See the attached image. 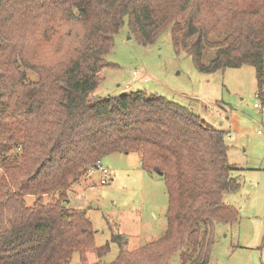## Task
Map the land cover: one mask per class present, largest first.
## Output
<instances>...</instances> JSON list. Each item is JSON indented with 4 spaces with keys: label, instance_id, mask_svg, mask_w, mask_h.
<instances>
[{
    "label": "trees",
    "instance_id": "obj_1",
    "mask_svg": "<svg viewBox=\"0 0 264 264\" xmlns=\"http://www.w3.org/2000/svg\"><path fill=\"white\" fill-rule=\"evenodd\" d=\"M126 22L145 45L170 28L200 70L251 63L264 83V0H0V264H72L75 253V264H169L179 250L182 264H208L215 222L238 220L224 200L241 186L225 130L144 89L95 93ZM114 151L161 170L169 201L162 235L136 248L111 225L119 252L106 262L87 208L63 202Z\"/></svg>",
    "mask_w": 264,
    "mask_h": 264
},
{
    "label": "rangeland",
    "instance_id": "obj_2",
    "mask_svg": "<svg viewBox=\"0 0 264 264\" xmlns=\"http://www.w3.org/2000/svg\"><path fill=\"white\" fill-rule=\"evenodd\" d=\"M214 53L213 47H206L203 62L208 63ZM106 58L111 64L100 71L97 95L144 89L188 107L208 124L225 130L228 159L241 168L232 174L241 186L226 192L224 200L239 209V218L215 222L208 264H264V83L260 88L256 66L200 70L190 53L176 47L170 28L145 45L127 22L115 35ZM101 160L113 179L101 183L97 175L84 174L70 186L69 202L63 204L87 208L95 243L110 244L101 257L110 262L119 252V244L111 239V225L124 234L128 249L156 239L167 224L169 196L164 175L145 169L140 151H114ZM52 198L47 194L44 199ZM35 199L26 196L28 204ZM97 258L95 252H87L90 263ZM78 262L80 255L75 253L72 264ZM169 264H182L180 250L172 254Z\"/></svg>",
    "mask_w": 264,
    "mask_h": 264
},
{
    "label": "built area",
    "instance_id": "obj_3",
    "mask_svg": "<svg viewBox=\"0 0 264 264\" xmlns=\"http://www.w3.org/2000/svg\"><path fill=\"white\" fill-rule=\"evenodd\" d=\"M255 106L259 107L260 105L259 103H255ZM261 110L264 113V107H262ZM85 174L87 176L97 175L101 183H107L112 178L110 168L104 165L101 159H98L92 166H90Z\"/></svg>",
    "mask_w": 264,
    "mask_h": 264
},
{
    "label": "water",
    "instance_id": "obj_4",
    "mask_svg": "<svg viewBox=\"0 0 264 264\" xmlns=\"http://www.w3.org/2000/svg\"><path fill=\"white\" fill-rule=\"evenodd\" d=\"M157 172L160 173V174H162V171L161 170H157ZM64 203H66V201Z\"/></svg>",
    "mask_w": 264,
    "mask_h": 264
},
{
    "label": "crops",
    "instance_id": "obj_5",
    "mask_svg": "<svg viewBox=\"0 0 264 264\" xmlns=\"http://www.w3.org/2000/svg\"><path fill=\"white\" fill-rule=\"evenodd\" d=\"M112 179H113V177H112ZM83 206V205H82ZM128 235H126V237H127Z\"/></svg>",
    "mask_w": 264,
    "mask_h": 264
}]
</instances>
